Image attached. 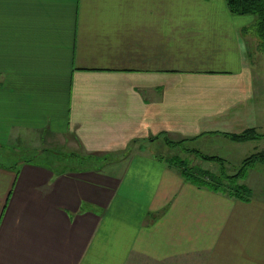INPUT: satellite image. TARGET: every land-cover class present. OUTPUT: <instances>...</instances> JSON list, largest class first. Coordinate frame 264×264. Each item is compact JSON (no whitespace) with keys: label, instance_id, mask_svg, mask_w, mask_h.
Returning a JSON list of instances; mask_svg holds the SVG:
<instances>
[{"label":"crops","instance_id":"obj_1","mask_svg":"<svg viewBox=\"0 0 264 264\" xmlns=\"http://www.w3.org/2000/svg\"><path fill=\"white\" fill-rule=\"evenodd\" d=\"M254 23L225 0H0V152L108 158L0 163V264H264V194L195 187L151 150L264 141Z\"/></svg>","mask_w":264,"mask_h":264},{"label":"trees","instance_id":"obj_2","mask_svg":"<svg viewBox=\"0 0 264 264\" xmlns=\"http://www.w3.org/2000/svg\"><path fill=\"white\" fill-rule=\"evenodd\" d=\"M229 12L234 16H250L253 17L255 23L252 27V32L256 34L260 40V48L264 51V0H225ZM229 138L234 142H245L253 139L263 138L262 135H257L254 131H247L240 135L229 136ZM165 143L171 148H179L186 153L195 154L197 157L209 161L219 163L224 165L223 159L213 156H206L197 150L187 149L185 144L187 141L172 142L168 139H164ZM43 151L42 153H45ZM37 153V154H42ZM47 153V152H46ZM172 163L170 166L174 165L177 168L183 179L191 183L193 186L198 188H206L215 193H221L229 195L239 201L247 202L251 199V190L245 186L239 184V181L247 179L248 174L251 170L257 167L258 164L264 165V153H256L242 162L239 171L228 176L226 172L222 169L219 175H214L206 171H201L199 169L191 168L188 169L184 161H181L178 157L171 159ZM104 161H108V158H95L92 156L76 158V155H63L62 158L56 159L58 170H89L94 168L89 166V163L95 164L96 167L98 163L101 166ZM72 162V163H71ZM74 162L76 166H73ZM18 165H13L17 169Z\"/></svg>","mask_w":264,"mask_h":264},{"label":"rangeland","instance_id":"obj_3","mask_svg":"<svg viewBox=\"0 0 264 264\" xmlns=\"http://www.w3.org/2000/svg\"><path fill=\"white\" fill-rule=\"evenodd\" d=\"M250 34L247 37V46L249 52V62L250 68L253 70V73L257 74V77H260L261 80L264 79V51L260 48V40L251 30ZM257 79V78H256ZM261 90V88H259ZM260 133L264 134V131ZM229 145V144H228ZM197 147V144L187 143L186 148L194 149ZM243 148L238 149V153L233 155L228 152V147L223 143H217L211 141L208 145L203 147V154L208 156L220 157L224 158L227 161L224 165H220L219 163L205 161L195 154L186 153L179 148H171L167 146L154 145L151 150L153 153L157 154V157L164 161L165 163H172L171 159L178 157L181 161H184L187 165L188 169H199L201 171H206L214 175H219L222 169L228 176H232L236 174L243 160L254 154V148L262 150L264 153V141L256 142L255 144H249V146H242ZM247 147V148H246ZM4 149V152H0V163L8 166L10 162L14 163L16 161L18 164L25 160H31L32 162H37L39 160H56L58 158H62L63 155H67V152L63 149H50L47 153L37 154V152H27L25 149ZM14 152V153H13ZM260 152V153H261ZM11 153V154H9ZM58 162H55L57 165ZM72 163V162H71ZM17 164V165H18ZM97 166L98 163H96ZM169 164V166H170ZM12 164H10L11 166ZM89 166H93L95 164H88ZM73 166H76L74 162ZM96 166V167H97ZM174 167V165H172ZM171 166V167H172ZM176 170L177 168L174 167ZM239 184L245 185L251 188L253 195L257 196L256 198H260L262 194H264V165L258 164L256 168L251 170L248 174L247 179L243 181H239Z\"/></svg>","mask_w":264,"mask_h":264}]
</instances>
